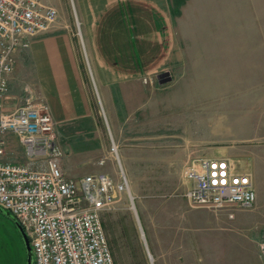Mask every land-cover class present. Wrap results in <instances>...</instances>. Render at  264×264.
Wrapping results in <instances>:
<instances>
[{
  "label": "rangeland",
  "instance_id": "1",
  "mask_svg": "<svg viewBox=\"0 0 264 264\" xmlns=\"http://www.w3.org/2000/svg\"><path fill=\"white\" fill-rule=\"evenodd\" d=\"M46 1L59 10L56 23L72 35L85 87L92 91L91 103L96 117L92 120L97 123L95 130L72 134L73 131L61 129L58 122L57 140L64 152L63 171L69 177L79 178L102 170L118 180L123 170L135 196L136 209L131 207L129 192L124 191L115 207L103 213L115 263L256 264L259 259L264 264V177L258 183L262 196L259 199L263 200L260 207L257 204L249 208L229 207V211H241L243 216L239 220L231 217L230 222L218 217L209 224L200 221L195 234L188 229L186 212L194 205L184 195L188 187L184 176L186 162L196 155L215 153L222 148L237 150L232 159L255 180L254 154L262 151L264 138L256 137L254 130H251L250 138L242 136L246 135L243 128L254 127L253 118L248 123L239 124L245 119L241 118L245 113L254 114L255 92L245 88L231 90L228 106L222 105V99L217 95L213 98L217 92L210 90L212 84L229 77L230 83H241L245 87L250 81L247 76L233 74V70L230 74L222 69L210 70V60L206 57L189 59L187 66H173L172 69L156 67L154 63L159 60L151 59L150 69L145 70H141L142 59H136V74L129 79L126 101L121 102L122 98L112 101L108 99L94 60L88 54L82 33L85 21L80 3L78 0ZM117 13L105 12L106 19L114 18ZM160 32L161 40L156 47L163 50L167 46V36ZM127 117L135 121L126 124L121 138H112V132L108 130L112 118ZM113 143L117 145V153L112 149ZM14 146L20 147L17 140ZM142 148L146 152L145 162L128 174L130 163L126 156L131 158L134 155L129 153ZM102 157H107L104 165L98 163ZM25 159L24 156L19 161ZM172 210H179L180 216H174ZM224 243L256 248L257 258L252 251L244 252L241 258H226L227 253L222 250L206 249L207 246L215 249ZM26 263L25 240L15 216L7 210H0V264Z\"/></svg>",
  "mask_w": 264,
  "mask_h": 264
},
{
  "label": "crops",
  "instance_id": "2",
  "mask_svg": "<svg viewBox=\"0 0 264 264\" xmlns=\"http://www.w3.org/2000/svg\"><path fill=\"white\" fill-rule=\"evenodd\" d=\"M78 2L84 15L82 33L88 46V54L94 60L108 99L116 102L118 98H122L121 102L126 101L129 79L136 74V59H142L141 70H145L150 69L151 59L159 60L154 63L156 67L166 66L172 69L173 66H187L189 59L206 57L210 60V70L222 69L227 73H232L233 70V74H244L245 78L247 76L248 81L250 80L249 84L242 87L241 83H230L229 77L218 84H212L210 90L217 92L213 94V98L217 95L222 99V105L228 106L231 90L245 88L246 91L255 92L254 114L245 113L241 117L245 119L240 120L239 124L248 123L252 120L250 118H253L254 127H242L246 133L242 136L250 138L251 130H254L256 137L264 138V0ZM110 10L118 13L114 18L107 20L105 12ZM61 27L60 23H55L49 30L34 36L28 49L16 53L14 70L8 76L9 90L3 101L4 109L13 110L18 105L25 104L27 100L36 105L45 102L61 129L73 131L72 134L85 132L87 129L95 130L97 123L92 120L96 118L91 103L92 91L85 87L72 35ZM160 31L165 32L167 36V46L163 50L156 47L161 40ZM134 121L128 117L112 118V124L110 122L108 128L112 132L111 137L121 138L126 124ZM99 125L98 122V129ZM3 136L8 141L3 159H22L25 156L24 146L16 139L18 137L11 132ZM15 139L21 148L14 146ZM261 148L262 151H256L254 154L257 207H260L263 201L259 199L262 196L258 183L264 177V144ZM236 152L238 151H231L228 147L208 154L231 157ZM241 152L248 155L244 150ZM131 154L134 155L131 158L126 156L130 163L128 174L145 162V148L129 153ZM187 183L189 187L191 182L188 180ZM143 211L148 212L144 209ZM172 211L174 216H180L179 210ZM186 212L191 234L198 233L200 221L209 224L218 217L230 222L231 217L239 220L243 216L241 211L230 216L231 211L227 208L212 211L193 206ZM210 248L217 252L224 251L227 253L226 258H241L247 251L254 252L256 257L257 250L251 246L248 248V245L225 243L215 246V249L211 246L206 249ZM255 262L263 264L259 259Z\"/></svg>",
  "mask_w": 264,
  "mask_h": 264
},
{
  "label": "built area",
  "instance_id": "3",
  "mask_svg": "<svg viewBox=\"0 0 264 264\" xmlns=\"http://www.w3.org/2000/svg\"><path fill=\"white\" fill-rule=\"evenodd\" d=\"M58 17V8L46 0H0V207L27 233L32 264H116L103 213L115 207L124 191L136 209L126 173L122 170L118 180L102 170L67 176L58 122L49 105L27 100L9 111L3 105L16 53L28 49L32 38L49 30ZM7 132L24 146V161L3 159ZM112 149L117 153L115 143ZM106 161L102 157L98 163ZM184 176L191 182L184 195L194 206L217 210L256 204L252 174L240 170L230 156L196 155L186 162Z\"/></svg>",
  "mask_w": 264,
  "mask_h": 264
},
{
  "label": "water",
  "instance_id": "4",
  "mask_svg": "<svg viewBox=\"0 0 264 264\" xmlns=\"http://www.w3.org/2000/svg\"><path fill=\"white\" fill-rule=\"evenodd\" d=\"M0 208H2V207H0ZM1 210H3V209H1ZM9 213H11V212L9 211ZM15 219L17 221V226L19 227V229L23 235V238L25 240V245H26V249H27V263L26 264H32L33 263V252H32L30 239H29L27 233L25 232L23 226L20 224V222L17 220L16 217H15Z\"/></svg>",
  "mask_w": 264,
  "mask_h": 264
},
{
  "label": "trees",
  "instance_id": "5",
  "mask_svg": "<svg viewBox=\"0 0 264 264\" xmlns=\"http://www.w3.org/2000/svg\"><path fill=\"white\" fill-rule=\"evenodd\" d=\"M3 209V208H0V210ZM5 210V209H4Z\"/></svg>",
  "mask_w": 264,
  "mask_h": 264
}]
</instances>
